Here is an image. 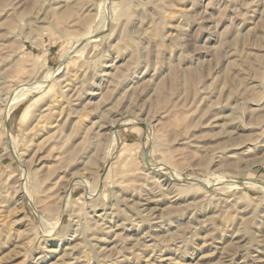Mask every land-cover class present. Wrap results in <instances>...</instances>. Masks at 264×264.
I'll list each match as a JSON object with an SVG mask.
<instances>
[{
  "label": "rangeland",
  "instance_id": "rangeland-1",
  "mask_svg": "<svg viewBox=\"0 0 264 264\" xmlns=\"http://www.w3.org/2000/svg\"><path fill=\"white\" fill-rule=\"evenodd\" d=\"M0 264H264V0H0Z\"/></svg>",
  "mask_w": 264,
  "mask_h": 264
},
{
  "label": "bare ground",
  "instance_id": "bare-ground-1",
  "mask_svg": "<svg viewBox=\"0 0 264 264\" xmlns=\"http://www.w3.org/2000/svg\"><path fill=\"white\" fill-rule=\"evenodd\" d=\"M145 162V161H144Z\"/></svg>",
  "mask_w": 264,
  "mask_h": 264
}]
</instances>
